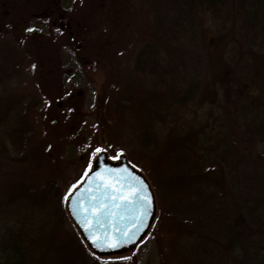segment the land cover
<instances>
[{
	"label": "rangeland",
	"instance_id": "obj_1",
	"mask_svg": "<svg viewBox=\"0 0 264 264\" xmlns=\"http://www.w3.org/2000/svg\"><path fill=\"white\" fill-rule=\"evenodd\" d=\"M235 1L227 4L229 15L217 19L222 31L233 25L241 30V16L230 15ZM175 11L183 10L167 0H0V98L5 100L0 111L8 122H1L7 127L5 134L9 133L0 150V264L12 210L36 215L34 234L44 236L43 247L51 254L76 255L70 231L77 227L65 197L83 182L102 152L111 162L127 157L118 146L128 150L126 143L135 141L136 134L129 133L126 123L143 120L133 112L138 105L154 104L143 90L147 79L135 70L136 57L152 28L167 25ZM262 18L254 47L259 53H264V13ZM211 23L208 20L206 26ZM228 49L238 57L236 41L232 39ZM201 68L196 75L182 63L178 80L184 89L188 78L196 81L210 75L205 62ZM226 79L234 86L232 72ZM233 86L219 79L209 96L205 94V104H192L175 116L167 114L166 121H153L164 144L172 137L197 135L195 162L203 155L209 159L210 146L214 160L227 158L224 165L217 167L214 161L217 165L207 170L205 162V171L199 173L202 194L189 188L171 199L160 178L192 174L191 169L178 162L160 161L157 166L134 144L137 159L134 165L128 162L152 187L157 207L153 223L135 248L114 255H98L91 249L94 256L85 262L78 258L76 264H200L201 238L213 229L210 210L214 201L226 198L238 167L251 170V160L259 157L256 169L263 185L258 190L264 192V159L260 160L264 145L256 148L252 131L239 120ZM96 148L101 152L95 153ZM165 167L167 174L161 170ZM74 254L70 257L77 258Z\"/></svg>",
	"mask_w": 264,
	"mask_h": 264
},
{
	"label": "trees",
	"instance_id": "obj_2",
	"mask_svg": "<svg viewBox=\"0 0 264 264\" xmlns=\"http://www.w3.org/2000/svg\"><path fill=\"white\" fill-rule=\"evenodd\" d=\"M167 1L183 11L172 12L168 20L169 25L164 24L158 30L152 28L135 61V70L141 78L147 79L143 80L146 85V88L143 87L144 93L154 104L151 108L137 106L133 112L143 115V120L137 122L135 119V123L129 122L125 125L129 133L132 131V134H136V140H128L126 143L129 151L119 146L118 148L127 155L133 165L138 150L134 144H137L142 153L146 154V158L157 163V166L160 161L167 165L178 162L185 168L188 166L192 174H168L160 178V186L174 199L182 190L189 188H197L196 191L201 195L204 190L201 188L203 183L201 184L202 177L199 173H202V169L205 171V162L207 170L214 164L217 165L214 161L219 163L217 167L224 165L227 158L217 156L219 159L214 160L209 156L214 153V148L210 146L211 149L209 148L207 153L209 159L205 160L203 155L195 159V162L192 157H195L194 148L198 146L197 135L190 134L186 139L172 137L168 144H164V137L159 135L157 125L153 121H166L164 119L168 115L175 116L192 104H205L208 90L219 79L223 85L232 88L233 84L226 79L230 72L235 78L233 87L236 92L233 93L238 100L234 104L240 113L239 120L252 131L255 147L264 145V53H259L254 48L257 33L262 25L264 0H236L235 9L230 15H240L243 23L241 30L233 25L228 31L219 29L216 22L218 18L229 15V0ZM208 20L212 25L206 26ZM197 24L201 26L200 29ZM198 30L201 31V43ZM232 39L239 44L238 57L234 55L235 50L229 52L228 46ZM17 45L21 43L18 42ZM166 57L170 58V62ZM204 62L210 70V75L196 81L193 76L191 80L188 78L187 87L184 89L183 83L178 80L182 63L186 71L198 75L202 73L203 68L200 69V66L203 67ZM218 75L220 78H217ZM1 101L5 100L0 98ZM2 116L0 111V150L6 146L5 140L9 136V133L5 134L7 127L1 123L8 122ZM132 116L129 118H134ZM191 135L194 137L189 141ZM257 159L251 160V170H241L238 167L232 175L233 178L231 177L232 188L225 194L226 198L219 203L214 201L210 210L213 229L209 235L201 238L200 264H264V192L259 191L263 182L256 169ZM262 159L263 154L260 160ZM161 170L168 173L166 167ZM28 212L12 210L8 219L10 229L3 234L5 243L2 244V264H76L74 260L77 261L78 258L85 262L94 256L77 228L70 231V239L75 242L77 258L70 257L74 253H68L64 258L51 254V251L43 247L44 236L34 234L33 221L36 215L31 213L30 216Z\"/></svg>",
	"mask_w": 264,
	"mask_h": 264
},
{
	"label": "water",
	"instance_id": "obj_3",
	"mask_svg": "<svg viewBox=\"0 0 264 264\" xmlns=\"http://www.w3.org/2000/svg\"><path fill=\"white\" fill-rule=\"evenodd\" d=\"M97 173L102 174L103 181ZM133 177L136 178L134 181ZM121 179H124L125 194L129 190V181H132L131 187H142L143 194L150 197L151 203L147 205L146 215H142L144 205L139 198L134 201L131 198L127 201L113 198L110 195L112 188L104 193L106 184H118ZM69 197L66 205L68 214L84 241L98 255H114L135 248L148 233L157 211L150 183L131 166L125 155L120 156L119 162H111L106 152L99 154L93 169ZM86 218L88 225L92 226L90 230L85 227ZM105 233L113 239H119L117 247H97L93 244V234L103 238Z\"/></svg>",
	"mask_w": 264,
	"mask_h": 264
},
{
	"label": "snow or ice",
	"instance_id": "obj_4",
	"mask_svg": "<svg viewBox=\"0 0 264 264\" xmlns=\"http://www.w3.org/2000/svg\"><path fill=\"white\" fill-rule=\"evenodd\" d=\"M32 30L33 29H31V28L27 29V31H32ZM100 152H101L100 148L95 149V153L98 154ZM97 176L100 177L101 181H103L104 178H103L102 174L97 173ZM135 179L136 178L133 177L132 181H134ZM132 181H129V190L126 194L123 190L124 189V179H121L118 182V184H112V183L106 184L104 187V193H107L108 188H112L113 191H112V193H110V195H112L113 198H120V199H123L125 201H127L129 198H131L133 201L136 198H139L144 205V211L142 212V215H146L147 214V205L151 203L150 197L147 194H143L142 187H136V188L131 187ZM97 187H100V185H97ZM73 188H75V185H73ZM69 198L70 197H68V196L65 197L66 200ZM84 223H85V227L90 230V228L92 226L88 225L87 218L85 219ZM92 242L97 247L107 246V247L115 248L118 246L120 241H119V239H113V238L109 237V235L107 233H105L103 238L93 234Z\"/></svg>",
	"mask_w": 264,
	"mask_h": 264
}]
</instances>
